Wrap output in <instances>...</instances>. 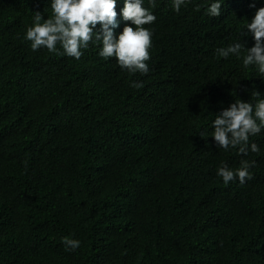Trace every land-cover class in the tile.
Returning a JSON list of instances; mask_svg holds the SVG:
<instances>
[{"label":"trees","instance_id":"obj_1","mask_svg":"<svg viewBox=\"0 0 264 264\" xmlns=\"http://www.w3.org/2000/svg\"><path fill=\"white\" fill-rule=\"evenodd\" d=\"M154 2L144 74L95 39L79 59L33 50L26 31L51 0H0V264H264V128L247 155L212 136L232 103L264 99L246 51H216L254 46L246 25L264 0H220L218 17L215 0ZM123 7L115 38L135 27ZM245 160L243 184L217 174Z\"/></svg>","mask_w":264,"mask_h":264},{"label":"clouds","instance_id":"obj_2","mask_svg":"<svg viewBox=\"0 0 264 264\" xmlns=\"http://www.w3.org/2000/svg\"><path fill=\"white\" fill-rule=\"evenodd\" d=\"M149 2L155 6L154 0ZM184 3L185 0H173L174 10L179 12ZM142 4L143 0H124L122 16L135 27L126 25L118 38H115L113 28L116 27V19L121 16V8L115 9L116 0H51L53 16L45 20L39 12L35 13V23L27 29L25 38L31 41L33 50L46 47L50 52H55L59 43L64 54L76 59L82 55L81 48H87L95 39L102 44L99 52L101 57H115L121 68L146 74L149 68L145 62L150 59L148 49L151 47L152 34L144 25L153 23L156 17ZM220 9V0H215L207 8V15L218 17ZM97 24L101 25L100 33L93 31ZM246 28L254 35L253 47L246 48L238 42L216 51L223 58L230 54L240 58L241 50L244 49V67L254 65L259 74L264 76V7L256 11ZM132 86L140 88L143 84L133 83ZM252 94L260 96L258 92ZM213 127L212 136L219 148L228 150L229 146H240L239 152L247 155L249 136L260 133L261 128H264V99L256 104L235 101L215 117ZM251 151L259 152L255 143L251 144ZM248 168L249 162L245 160L235 172L224 166L218 169L217 174L225 184L237 177L243 184L246 178H250ZM64 243L70 250L79 247V241L67 237L64 238Z\"/></svg>","mask_w":264,"mask_h":264}]
</instances>
